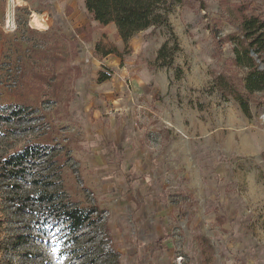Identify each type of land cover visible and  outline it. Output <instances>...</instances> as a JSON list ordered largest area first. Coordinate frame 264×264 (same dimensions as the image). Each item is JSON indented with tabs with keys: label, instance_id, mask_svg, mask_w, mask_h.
<instances>
[{
	"label": "rangeland",
	"instance_id": "374dc122",
	"mask_svg": "<svg viewBox=\"0 0 264 264\" xmlns=\"http://www.w3.org/2000/svg\"><path fill=\"white\" fill-rule=\"evenodd\" d=\"M239 3L264 18V0H172L124 49L85 0H0V166L31 146L25 170H0V264H264V92L246 93L232 63ZM97 108L133 174L94 189L82 163ZM47 192L57 199L40 204ZM66 196L98 222L73 234Z\"/></svg>",
	"mask_w": 264,
	"mask_h": 264
},
{
	"label": "trees",
	"instance_id": "16d2710c",
	"mask_svg": "<svg viewBox=\"0 0 264 264\" xmlns=\"http://www.w3.org/2000/svg\"><path fill=\"white\" fill-rule=\"evenodd\" d=\"M172 0H85V5L92 18L101 25L114 24L117 28L125 48L127 49L131 39L139 32L152 26H161L166 23V13L170 9ZM181 2V0H180ZM249 5L236 4L235 11L238 13L242 34H230L228 39L234 42L232 63L239 69L246 70L245 74L239 78L238 83L248 94L264 92V18L260 14H249ZM101 43H97L96 49L101 51ZM101 51L104 56L118 53L117 49H104ZM165 49H161L158 59L164 57ZM123 53V52H122ZM121 53V54H122ZM120 54V53H119ZM121 56V55H120ZM164 65L168 63H163ZM110 78L105 73H100L99 82H104ZM217 85L223 91L224 96H232L239 103L242 111L248 118L252 117L249 100L235 85L233 77H217ZM220 82V84H219ZM264 104V101H263ZM31 146L24 148L20 153H14L2 159L0 170L4 177H14L18 171L25 170L26 159L22 156ZM19 166H23L19 168ZM128 191L132 190L131 182L127 181ZM55 192H47L39 197L40 204L51 205L57 199ZM29 199V197H27ZM63 201V199H62ZM98 213L97 208H84L79 206L70 197H65L63 207L59 217L69 223V230L76 234L85 224L91 221L94 213ZM94 218L93 222H98ZM113 264H120L117 253L111 255Z\"/></svg>",
	"mask_w": 264,
	"mask_h": 264
},
{
	"label": "crops",
	"instance_id": "0c3cea01",
	"mask_svg": "<svg viewBox=\"0 0 264 264\" xmlns=\"http://www.w3.org/2000/svg\"><path fill=\"white\" fill-rule=\"evenodd\" d=\"M93 92H95V90H93ZM93 92H89V96H94L95 94ZM86 105L87 109H90L93 103ZM94 111L96 116V127L95 130H91L92 134H90L89 137H86V152L83 156L82 168L85 184L90 188L96 189L106 180H109L110 176L118 177L119 173L126 176L133 173L129 170L130 165L125 162V159L119 158L120 152L117 149V145L123 140L121 127L111 124L109 127L103 128L105 122L101 120V114L104 111L99 110L98 108ZM90 128H92V125ZM110 131L113 134L112 138L107 135ZM108 173L111 175H108ZM127 181L128 180L126 179V184Z\"/></svg>",
	"mask_w": 264,
	"mask_h": 264
},
{
	"label": "bare ground",
	"instance_id": "6f19581e",
	"mask_svg": "<svg viewBox=\"0 0 264 264\" xmlns=\"http://www.w3.org/2000/svg\"><path fill=\"white\" fill-rule=\"evenodd\" d=\"M35 20L37 21L38 25H41V23L38 21V19H35ZM35 20H34V21H35Z\"/></svg>",
	"mask_w": 264,
	"mask_h": 264
},
{
	"label": "water",
	"instance_id": "95a60500",
	"mask_svg": "<svg viewBox=\"0 0 264 264\" xmlns=\"http://www.w3.org/2000/svg\"><path fill=\"white\" fill-rule=\"evenodd\" d=\"M261 67H263V65H261Z\"/></svg>",
	"mask_w": 264,
	"mask_h": 264
}]
</instances>
